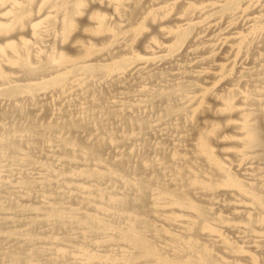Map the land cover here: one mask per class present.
<instances>
[{"label": "bare ground", "instance_id": "6f19581e", "mask_svg": "<svg viewBox=\"0 0 264 264\" xmlns=\"http://www.w3.org/2000/svg\"><path fill=\"white\" fill-rule=\"evenodd\" d=\"M0 264H264V0H0Z\"/></svg>", "mask_w": 264, "mask_h": 264}]
</instances>
